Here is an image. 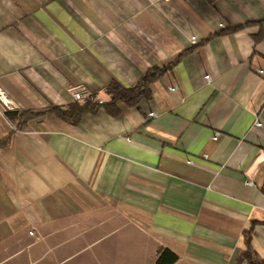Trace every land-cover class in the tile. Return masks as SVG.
<instances>
[{
  "label": "crops",
  "instance_id": "crops-1",
  "mask_svg": "<svg viewBox=\"0 0 264 264\" xmlns=\"http://www.w3.org/2000/svg\"><path fill=\"white\" fill-rule=\"evenodd\" d=\"M185 51L116 116H7ZM0 90V221L31 223L0 264H237L253 222L264 260V0H0Z\"/></svg>",
  "mask_w": 264,
  "mask_h": 264
},
{
  "label": "trees",
  "instance_id": "trees-1",
  "mask_svg": "<svg viewBox=\"0 0 264 264\" xmlns=\"http://www.w3.org/2000/svg\"><path fill=\"white\" fill-rule=\"evenodd\" d=\"M225 31H227V29L223 32ZM186 52L187 51L180 53L173 61H171L167 65L150 69L140 79V81L131 88H124L116 81L110 82V84L105 89L106 93L109 96L108 102H102L101 104H99L98 102L90 101H87L83 104H78V102H75L64 108L50 107L49 109L36 113L28 111L20 112L18 114L17 112H8L7 116L9 118L17 119L18 125L21 122L31 119L32 117H42L51 114L56 115L60 119L70 124L76 125L83 113L95 112L100 107H104L109 114L116 116L118 115V104L124 103L127 106L134 107L138 104L140 100L150 99L151 85L154 82L158 81L166 71L171 70L172 67H174L179 62V60L186 54ZM8 142L9 137L2 139L0 141V148L5 147ZM262 192L264 193V186L262 188ZM256 224V222H253L251 224V227L244 233L246 250L238 258L237 264H264V260H262L256 255V253L252 250L251 246V233ZM156 255L157 258L155 259L153 264H174L178 259L177 255L169 249H159Z\"/></svg>",
  "mask_w": 264,
  "mask_h": 264
},
{
  "label": "rangeland",
  "instance_id": "rangeland-1",
  "mask_svg": "<svg viewBox=\"0 0 264 264\" xmlns=\"http://www.w3.org/2000/svg\"><path fill=\"white\" fill-rule=\"evenodd\" d=\"M30 225V222L13 219L10 222L0 221V259L3 257L4 245L7 246V244H10L13 247V245L15 244V240L20 239L21 241H23V233L31 227ZM3 230L7 233V235L5 234V236H3ZM9 232L11 234L9 235V237H7Z\"/></svg>",
  "mask_w": 264,
  "mask_h": 264
},
{
  "label": "built area",
  "instance_id": "built-area-1",
  "mask_svg": "<svg viewBox=\"0 0 264 264\" xmlns=\"http://www.w3.org/2000/svg\"><path fill=\"white\" fill-rule=\"evenodd\" d=\"M211 78L208 77L207 78V82H210ZM69 93L72 97V100L74 102H78V103H85L87 101L90 102H98L99 104L102 103V101L100 99H98L96 96H94L93 94H90L83 86H75L69 89ZM0 102L2 103V105L4 106L5 110H11V109H15V106H13V104H11L6 98L3 92H1L0 90ZM257 123V121H256ZM217 136V134H216ZM29 234H32V232H29Z\"/></svg>",
  "mask_w": 264,
  "mask_h": 264
}]
</instances>
